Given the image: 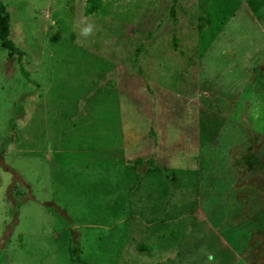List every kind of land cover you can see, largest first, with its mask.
Returning a JSON list of instances; mask_svg holds the SVG:
<instances>
[{
  "label": "rangeland",
  "instance_id": "obj_1",
  "mask_svg": "<svg viewBox=\"0 0 264 264\" xmlns=\"http://www.w3.org/2000/svg\"><path fill=\"white\" fill-rule=\"evenodd\" d=\"M0 1L25 54L0 45L3 264H71L76 239L81 264H240L264 231V176L233 167L264 159V0Z\"/></svg>",
  "mask_w": 264,
  "mask_h": 264
},
{
  "label": "trees",
  "instance_id": "obj_2",
  "mask_svg": "<svg viewBox=\"0 0 264 264\" xmlns=\"http://www.w3.org/2000/svg\"><path fill=\"white\" fill-rule=\"evenodd\" d=\"M89 13H95L98 10V0H89ZM171 17L173 18V22H175V5L171 7L170 10ZM10 28H11V16L9 11L7 10L5 4L0 1V45L3 50H7L11 52V59H16L17 61H22L25 54L21 52L13 42V40L10 38ZM175 46V45H174ZM176 48V47H175ZM261 70L264 72V65L261 67ZM23 74L25 78L29 79V75L27 72L22 69ZM152 131V130H151ZM152 133V132H151ZM129 164H132L134 168L139 169L142 168L143 171L147 173L151 172H161L166 177L175 179V172L171 171L169 168L158 165L156 161L154 160L153 156H147V157H138L134 160H128ZM233 167L235 170L239 173V175H242L243 179L241 182H249V181H255L258 177L264 176V159L262 158V154L256 149V148H249L246 152L235 155L233 158ZM15 173V181L13 184V187L11 188V193H16V195H25L20 190V185L22 184L25 186L29 191V196L24 198L22 201L25 203L26 201L33 198L31 195V187L29 184H27L23 177L19 175L17 172ZM20 184V185H19ZM34 199V198H33ZM21 204H15L16 206H20ZM44 205L50 207L53 205V203H45ZM55 206V205H54ZM57 213L69 223L70 227L72 228L71 231L75 232L74 228L71 226L72 221L69 219L66 211L60 207H58V210L56 209ZM255 234L253 235L252 241L249 244V253L243 254L242 260L240 261V264H245L247 260H249L253 255H255V252L259 247L262 246V243L264 242V231L259 233L257 235V238H255ZM264 245V243H263ZM70 263L71 264H81V258L79 256L80 254V247L78 239L74 240L70 244ZM6 259V253L0 254V264H3V262Z\"/></svg>",
  "mask_w": 264,
  "mask_h": 264
}]
</instances>
